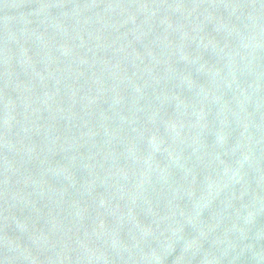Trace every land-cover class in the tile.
<instances>
[{"label": "water", "instance_id": "1", "mask_svg": "<svg viewBox=\"0 0 264 264\" xmlns=\"http://www.w3.org/2000/svg\"><path fill=\"white\" fill-rule=\"evenodd\" d=\"M0 264H264V0H0Z\"/></svg>", "mask_w": 264, "mask_h": 264}]
</instances>
